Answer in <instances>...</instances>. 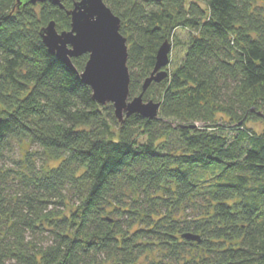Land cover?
I'll return each instance as SVG.
<instances>
[{
    "label": "trees",
    "instance_id": "obj_1",
    "mask_svg": "<svg viewBox=\"0 0 264 264\" xmlns=\"http://www.w3.org/2000/svg\"><path fill=\"white\" fill-rule=\"evenodd\" d=\"M78 1L0 0V264H264V131L248 126L264 120V0H103L130 100L187 34L144 93L158 117L123 122L42 40L71 29Z\"/></svg>",
    "mask_w": 264,
    "mask_h": 264
},
{
    "label": "water",
    "instance_id": "obj_2",
    "mask_svg": "<svg viewBox=\"0 0 264 264\" xmlns=\"http://www.w3.org/2000/svg\"><path fill=\"white\" fill-rule=\"evenodd\" d=\"M63 0H18L19 5L36 6L50 3L63 9ZM163 2L164 0H153ZM71 29L59 32L56 23L51 22L41 32L42 40L49 53L67 66L93 91V100L101 105L112 104L120 122L124 117L140 115L155 119L161 103L145 102L144 93L152 83H161L168 77L172 45L166 41L160 47L156 66L143 85V94L130 100L131 77L128 68V42L120 33L121 20L113 14L103 0H80L68 12ZM89 55L82 73L73 64V59ZM264 119L262 113L258 114ZM2 119H0V125ZM187 240L200 242L199 236L186 234Z\"/></svg>",
    "mask_w": 264,
    "mask_h": 264
},
{
    "label": "rangeland",
    "instance_id": "obj_3",
    "mask_svg": "<svg viewBox=\"0 0 264 264\" xmlns=\"http://www.w3.org/2000/svg\"><path fill=\"white\" fill-rule=\"evenodd\" d=\"M176 38H172L170 40V43L172 45L171 53H170V65L167 68L168 72L173 71L175 68H177L181 62L184 60L185 53H186V41H187V34L186 32L179 30L176 34ZM248 126L252 129H254L258 133H262L264 131V120L258 123H249ZM23 150H19L18 147H15L13 150V154L11 155L12 158L17 160L19 156L24 155V152L27 150V146L21 147ZM11 166V165H10ZM154 259V257H153ZM156 259L157 255H156ZM159 261V259H158ZM115 264V263H110ZM143 264H149V261L143 262Z\"/></svg>",
    "mask_w": 264,
    "mask_h": 264
}]
</instances>
